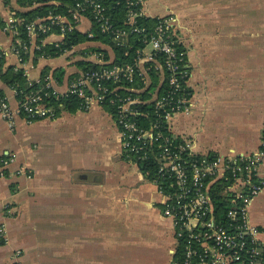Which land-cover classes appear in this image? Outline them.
Segmentation results:
<instances>
[{
	"label": "crops",
	"instance_id": "0c3cea01",
	"mask_svg": "<svg viewBox=\"0 0 264 264\" xmlns=\"http://www.w3.org/2000/svg\"><path fill=\"white\" fill-rule=\"evenodd\" d=\"M204 3L209 8L199 9L200 17L198 2L182 10L164 0L143 3L146 17L178 19L175 34L189 65L192 106L173 118L171 131L199 155L252 154L264 141V0ZM27 10L16 0H0L2 70L22 69L29 84L48 76L53 89L64 93L83 71L79 61L99 67L113 61L110 46L100 40L57 57H35L30 48L19 61L7 26L10 18L21 23L17 13ZM92 27L86 16L77 25L81 33ZM60 40L50 33L43 44ZM0 90L15 110V90L1 80ZM12 121L10 126L0 116V158L14 156L0 176V264H38L30 257L49 240L53 264H171L173 224L162 214L156 186L126 160L119 128L102 106L61 109L55 118L31 122L15 115ZM260 170L264 175V163ZM248 217L264 247V188L251 200Z\"/></svg>",
	"mask_w": 264,
	"mask_h": 264
},
{
	"label": "built area",
	"instance_id": "2783aa9c",
	"mask_svg": "<svg viewBox=\"0 0 264 264\" xmlns=\"http://www.w3.org/2000/svg\"><path fill=\"white\" fill-rule=\"evenodd\" d=\"M103 1H76L68 11L70 21L64 16L48 19L51 24L60 26L58 34L62 40L66 32L77 28L85 11L89 12L99 32L107 34L116 46L127 44L129 35L133 33L141 35L139 39L144 47L137 50L134 64L102 65L97 69L83 70L73 78L64 93L55 91L51 78L46 76L34 82L39 85L38 88L17 99L15 110L10 108L5 96L0 97V116L10 126L15 115L27 122L55 118V107L44 101L48 96L77 95L82 99V109H88L93 104L102 106L109 101L115 105L114 120L119 128L126 160L136 165L146 163L145 168L140 170L156 186L162 214L173 224L176 248L171 264H264V247L258 242V230L251 225L248 217L251 200L264 188V175L260 172L264 163V141L252 154L223 157L215 153L199 155L191 149L188 140L176 137L171 131L172 120L180 113L189 112L192 91L188 85L189 66L187 62L183 63L185 53L177 51L179 42L173 26L174 19L157 17L152 27L140 28L136 25V18L145 16L144 0H125L128 30L117 28ZM16 24L17 21L10 18L7 29L15 36L12 49L20 61L22 54L28 53L30 48L38 50L44 45L43 39L32 44V38L38 37L39 33L45 34L48 27L41 23H27L24 26L27 38L21 40L17 37ZM86 33L88 38H93V32ZM62 40L53 44L57 47ZM146 45L152 48L147 55L144 54ZM68 51L66 49L63 53ZM160 54L163 55L162 64L157 61ZM141 62L143 68L140 67ZM147 63H153V66L145 67ZM150 68L161 74V88L165 87L160 95V91L152 93L150 103L153 104L155 117L148 126H143L136 118H148V113H141L133 107L138 98L115 92L122 80L132 81L135 71L144 83L149 82L147 71ZM13 160V155L0 158V176H4V168ZM20 173L27 174L29 171L19 170ZM214 191H220L228 204L223 221L214 213ZM15 264L20 263L17 261Z\"/></svg>",
	"mask_w": 264,
	"mask_h": 264
},
{
	"label": "trees",
	"instance_id": "16d2710c",
	"mask_svg": "<svg viewBox=\"0 0 264 264\" xmlns=\"http://www.w3.org/2000/svg\"><path fill=\"white\" fill-rule=\"evenodd\" d=\"M17 4L23 8H28L25 12L17 13V16L22 19L21 23L16 24L17 28V37L21 40H26L27 34L25 30V24L32 23L37 19H42L43 22L41 24L46 25L48 27V31L43 34L39 33L35 39L36 43H39L40 40L44 39L50 33H59L60 26L51 24V20L49 17L53 16H64L67 20L70 21L71 17L69 16V9L74 5V3L78 0H16ZM52 1L57 2V4L52 3ZM106 7L108 8V12L111 16V21L113 25L117 28L128 30V26L125 23L126 15H127V6L125 0H104L103 1ZM83 15L89 17L91 16L88 11L83 12ZM92 21V20H91ZM157 21V17H146L139 16L136 18V25L138 27H152ZM93 24V23H92ZM4 22L0 17V27H3ZM93 38H88L87 33H81L77 28L70 32H66L61 44L57 47L54 44H44L38 50L35 51V57L40 55L46 57H57L63 53L66 49H71L74 46L79 45L88 40H100L104 43H107L114 55V59L111 63L107 64L106 67H110L112 65L123 66L127 64H134L135 57L137 55V50L142 49L144 44L140 41L141 35L131 34L128 38V43L124 46H116L109 38L107 34H102L99 32L98 28L95 24H93L92 30ZM177 51L184 52L185 50L180 43H177ZM23 55V60L26 59V56ZM183 63L187 62L186 55L183 56ZM157 61L159 63L163 62V55L160 54L157 56ZM78 64L83 68V70L87 69H97L98 65L89 64L86 62L79 61ZM153 66V63H147L145 67ZM3 67V58H0V80L3 84L8 86L9 88L15 90L17 99H21V97L29 92L32 89H36L39 85H36L34 82L30 84L27 81L26 76L23 73L22 69H17L14 66L6 67V69L2 70ZM189 70V68H188ZM190 72V70H189ZM166 74V72L164 71ZM147 75L149 77L148 85H144V82L141 78V75H138V71H135L132 81L122 80L117 86L119 89L115 92V94L130 95L132 97H139L141 100L139 103L133 104L134 108L141 113H148V118L143 116H139L136 118L139 124L143 126H148V124L153 121L155 115L153 114V104L150 103L151 94L158 88L161 83V74L154 71L150 68L147 71ZM164 76V74H163ZM163 82V80H162ZM162 85V83H161ZM113 86V85H112ZM165 85L160 86L158 92L159 95L163 92ZM133 89V91L131 90ZM136 90H139L137 94ZM4 96L2 91L0 90V97ZM110 96H113L111 94ZM47 105H51L55 107L56 112L58 113L61 109H64L68 112H75L77 109L81 108L82 99L77 95H68L67 97H58L55 98L53 96H48L44 98ZM103 109L107 111L113 118H116V109L115 105L110 104L109 101H106L102 105ZM82 109V108H81ZM146 163H140V169L145 168ZM214 206L216 217L223 221L224 212L227 209L228 204H226L220 195V191H214ZM262 256L264 258V251L262 252Z\"/></svg>",
	"mask_w": 264,
	"mask_h": 264
},
{
	"label": "rangeland",
	"instance_id": "374dc122",
	"mask_svg": "<svg viewBox=\"0 0 264 264\" xmlns=\"http://www.w3.org/2000/svg\"><path fill=\"white\" fill-rule=\"evenodd\" d=\"M164 1H166L171 8H173V6H174V8L177 10H182V8L184 6L188 7V3L193 4L195 2H198L199 4L196 5V9H198V11H199L198 17H200V15H202V13H200L201 11H203V10L205 11L206 8H209V6H205L206 3H204V2H209V0H204L203 2H202V0H164ZM210 1L214 2V0H210ZM201 2H202V4H201ZM203 6H204L203 10H199ZM193 8L195 9V6ZM161 17H166V18L172 17L174 19L173 20L174 30H176V25L178 24L177 23L178 19L174 16V14L167 15V16H161ZM178 38H179V36H178ZM151 50H152L151 46L146 45L144 48V54L145 55L150 54ZM54 256L55 255H54L53 241L49 240V241H47V247L45 248V250H41V253L39 255L31 256L29 262L30 263H38V264H53V263H55V257ZM19 263L21 264L22 262L19 261Z\"/></svg>",
	"mask_w": 264,
	"mask_h": 264
},
{
	"label": "water",
	"instance_id": "95a60500",
	"mask_svg": "<svg viewBox=\"0 0 264 264\" xmlns=\"http://www.w3.org/2000/svg\"><path fill=\"white\" fill-rule=\"evenodd\" d=\"M160 86H161V83L159 84V86H158V88H157V91H156V92H158V89L160 88Z\"/></svg>",
	"mask_w": 264,
	"mask_h": 264
}]
</instances>
